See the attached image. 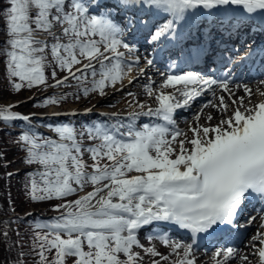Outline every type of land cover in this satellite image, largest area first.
<instances>
[{"label": "snow or ice", "instance_id": "snow-or-ice-1", "mask_svg": "<svg viewBox=\"0 0 264 264\" xmlns=\"http://www.w3.org/2000/svg\"><path fill=\"white\" fill-rule=\"evenodd\" d=\"M4 10L0 62L16 92L63 87L71 80L83 83L92 77V86L83 87L84 95H106L107 87L122 85L139 64L140 57L134 54L139 51L135 41L141 29H147L145 41L153 46L197 17L203 18L200 27H208V35L211 25L204 23L208 17L216 18L211 23L221 27L227 21L237 31L255 26L264 32V0H7ZM159 14H167L165 22L150 28L145 17ZM251 52L250 47L247 55ZM200 54L201 49H196L191 58ZM154 63L146 58L147 66ZM48 69L54 85L48 82ZM58 70L66 75L57 78ZM138 71L143 76L146 69ZM161 75L159 89L154 82L144 85L157 107L137 102L141 111L130 113L127 123L122 122L125 118L113 124L94 122L81 131L70 123L59 124L52 128L55 138L31 126L19 133L16 143L26 150L25 162L38 166L28 173V196L33 201H58L53 205L58 215L35 225L36 264L69 260L71 264H141L143 256L134 248L160 257L152 264H161L169 257L138 240L139 230L153 225L162 231L148 239H159L171 248L177 256L173 264H197L193 249L199 237L231 232L247 204L254 199L264 202V100L252 104L254 93L246 84L236 85L245 93L237 96L230 88L231 71L220 78L191 71ZM135 79L130 78L129 84ZM216 89L222 94L217 96ZM206 92L217 102L204 107L217 109L223 118L213 124L215 117L208 115L201 124L203 113H197L188 136L175 127V114ZM259 94L264 97V92ZM61 99L46 97L43 104L57 105ZM16 106L0 108V122H30V116L12 110ZM140 116L164 123L137 126L134 121ZM88 185L92 190L84 192ZM256 220L251 216L247 224ZM259 220L250 246L259 264H264V208ZM169 228L187 231L192 242L173 240ZM237 257L250 264L235 247L221 246L213 254L214 264H230Z\"/></svg>", "mask_w": 264, "mask_h": 264}, {"label": "trees", "instance_id": "trees-1", "mask_svg": "<svg viewBox=\"0 0 264 264\" xmlns=\"http://www.w3.org/2000/svg\"><path fill=\"white\" fill-rule=\"evenodd\" d=\"M7 5V0H3V6H0V14L1 19L3 21V24L0 25V34L2 35V41L4 40L5 36V21H6V11L5 6ZM2 47V46H1ZM0 55H2V51H0ZM2 65H4L3 62H1ZM5 66V65H4ZM6 94H8V91L12 94L14 90L12 89L9 80L6 78ZM28 88H23L20 92H18V95L20 97L24 96V92ZM26 105V104H24ZM30 106L23 107L24 109H29ZM1 133L3 137L0 136V148L4 150L3 158L4 161H9L11 155H16L17 160L18 158L20 160H23L24 163L26 160V150L16 143L18 139V134H12L9 135L5 133L3 130H1ZM15 146L17 148L8 149L7 146ZM1 149V150H2ZM9 150V151H8ZM27 164V163H26ZM29 165V164H28ZM33 166V165H29ZM10 173V172H9ZM27 172H17L15 171L13 175L10 176L9 184L7 185L10 187L11 193L13 195L9 197L11 199L12 206L10 207V210L7 212V204L4 206V210L2 208V211H0V227L2 220L6 218L8 213L11 211L15 214V222H16V228L18 229V235L16 236L17 239H14L15 241H11L12 247H8L6 245V242H3V239L6 237L3 235L2 232H0V259H7L8 262L17 264V261H22L23 264H36L38 257L36 256V253L32 250L33 248V234L37 229L35 228V225L37 222H33L29 220L28 218L23 219L19 217V214L23 213L24 210L28 208V206L37 207V205L45 206L48 210H53V205L56 203H53L51 201H33L28 196V176L26 174ZM4 203V201L2 202ZM11 213V214H12ZM17 215V216H16ZM2 237V238H1ZM10 240V239H6ZM20 258V259H18Z\"/></svg>", "mask_w": 264, "mask_h": 264}, {"label": "rangeland", "instance_id": "rangeland-1", "mask_svg": "<svg viewBox=\"0 0 264 264\" xmlns=\"http://www.w3.org/2000/svg\"><path fill=\"white\" fill-rule=\"evenodd\" d=\"M0 6H3V2L0 3ZM1 24H3V21L1 19V14H0V25ZM1 36L2 35L0 34V41L2 40ZM0 67H1V69H0V108L6 107V106H8L10 104L17 105L12 110H19L20 108L25 107V105H23V103H21V101L19 100V98H21L19 95L18 96H14L9 91H8V94H6V92L8 90V89L6 90V87H5V84H6V82H5L6 81V71H5V66L2 65L1 62H0ZM97 78H99V77H97ZM68 94L70 96H73L72 97V104L74 102H76V100H75L76 97L74 95L75 92L72 90ZM116 98H118V97H116ZM82 100L83 99H78V102H81ZM134 100H137V101H140V102L144 101V102H146L145 104H147V103L150 104L151 102H153V103L155 102L154 99L149 98V97H144V98L136 97ZM15 101H17V103H14ZM114 102H115V105L112 108H123V107H126L127 104H129L127 102V99H123V98L120 101H114ZM69 103H70V101H68V104ZM130 103H133V100H131ZM45 112H46V110H44L43 113L46 114ZM22 113H26V109L23 110ZM34 118H36V116H34ZM40 119L41 118L39 117V122H40ZM34 121H32V122H34ZM37 126H39V124ZM5 127L13 128V127L5 125V124H0V136L1 137H3L2 133H1V129L5 128ZM33 131L37 132V130H33ZM78 131H81V130H78ZM38 133L42 134V135H47L46 133L43 134L42 131L40 132V130H39ZM85 143H87L86 137H85ZM7 147L11 151H12V149L14 150V148H17L16 145L15 146L14 145L13 146H7ZM1 149L2 148H0V154H2L4 152V150L3 149L1 150ZM16 157H17L16 155H11L9 161H6V162L4 161L3 154H2V157H0V211H2V208L4 210L5 204H7V209H6L7 212L10 210V207L12 206L11 199L9 197H11L14 192L11 193L10 187L7 186L9 184V180L8 179H10V176L8 174L10 172L13 175L15 171H19L21 169V167H22L21 166V162H20L21 160L18 158V161H17ZM85 159L88 160L89 163H91V161L89 160L87 155L85 156ZM23 167H25V165ZM22 170H24V169H22ZM90 190H92L91 185H88V186L85 187L84 192H87V191H90ZM84 192H81L79 194L83 195ZM70 198L74 199L75 197H70ZM3 201H4V203H2ZM52 202H54V201H52ZM30 210H32V207L28 206V208L26 210H24L23 213L19 214L20 218H23L24 215H25V212L30 211ZM11 213L12 212L10 211L8 213V215L6 216V218L4 220H2L1 227H0V232L7 233V236H9L10 239H12V240H6V239H9V238H4L3 239V242H6V245L8 247H12L11 241L12 242L15 241L14 239H17L16 236L18 235V229H16V231L14 229V226L16 228V222H15V218L16 217H15L14 212L12 214ZM155 248L157 249L158 252H160L162 255H164L165 247H163L162 245H156ZM4 258L0 259V264H14V263L8 262L9 260L4 259ZM18 259H20V258H18ZM121 259H124L123 255H121ZM153 259L160 260V257L153 258L151 256H144L141 264H152V260ZM68 262L70 263L71 261L69 260Z\"/></svg>", "mask_w": 264, "mask_h": 264}, {"label": "bare ground", "instance_id": "bare-ground-1", "mask_svg": "<svg viewBox=\"0 0 264 264\" xmlns=\"http://www.w3.org/2000/svg\"><path fill=\"white\" fill-rule=\"evenodd\" d=\"M159 21H161V20H159ZM158 22H155V24L158 23ZM144 37H145V34H139V32H138V36H136L137 40L140 41V42H143L144 41L143 40ZM144 52H145L144 49H141L139 51V54H140L139 56H140L141 59L144 58V55H145ZM138 75H139V71H136L134 69V67H133V71L129 74L128 77H126L124 79V81H123L124 82V86L121 89H113V88H111L109 86V87H107L105 89V92L107 93L106 95L101 96L98 93H96L95 96H88L85 99V101H84V105H87L90 108L93 107V104L95 102L94 99L96 97H98L99 98V101H98V103H96L97 105L94 106L96 108L95 109H92V113L95 114L96 116H99V117L102 118L103 116L100 115V114H97V112H103V113H105L106 111H101V110H105L106 108L112 107L113 106V102L111 100H112L114 94L115 93H118L120 90H122V89L125 88V89H129L130 91H133V89L135 88V86H133L132 83L129 84L128 80L130 78H133V77H136L137 78ZM163 79L164 78H160V77H152L151 83L154 82V87L157 88V89H159V85L162 83ZM262 81H264V80L259 79V80H256V81L251 82L248 85V87L250 86L249 88H251L252 89V92L254 93L252 95V97H251V103L252 104H256V103L260 102L261 100H264V97H262L259 94L260 92H264V84L261 83ZM136 82H137V80L135 79L133 81V84L136 83ZM146 83H148V82L146 81ZM233 91L236 93L237 96H245V93H244L243 89H241V88L240 89H237V88L234 87L233 88ZM135 92H138V94H140V95L141 94H145V89H142L141 88V89H138V91H135ZM216 94H217V96H219L222 93L220 92L219 89H216ZM126 96L129 97L130 95H126ZM208 100H211L213 103H216L217 102L215 97H213L211 99H208ZM206 102H207V100L200 101L195 108L194 107L191 108V110H189L187 113H185L182 117H180L177 120V123L175 124V127L178 128L180 131L187 133L188 136H191L192 133L189 131V128L195 126L197 113H200V112L203 113L201 119L199 120V123H201V124L206 123V120H207L208 115H212V116L215 117V119L212 121L213 124H215L217 121H219L221 118H223L221 116V114L218 112L217 109L212 108V107L205 108L204 105L206 104ZM245 104H248L247 98L245 99ZM138 109H139V107H137L135 110H138ZM52 112L53 111H51L48 114V116L55 117L56 113L54 115V113H52ZM69 112H71V111H69ZM81 112H83V111H81ZM81 112H78V114H80ZM123 116L126 117V115H123ZM258 224H260L259 217H257V220L254 223H252L251 225H253V227H256ZM139 249L141 251H143V249H141V248H139ZM167 252H168L167 253V256L169 257V259L167 261H164V263H166V264H172L173 263V258H177V256L172 253V249L171 248H168L167 249ZM144 254L145 253H143V255ZM252 261H253L254 264H259V257L255 254V250L252 252ZM198 264H200V261H199Z\"/></svg>", "mask_w": 264, "mask_h": 264}]
</instances>
